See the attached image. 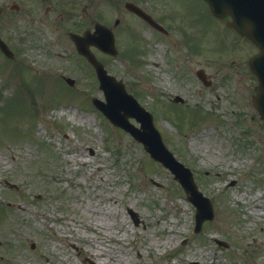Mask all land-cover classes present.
Wrapping results in <instances>:
<instances>
[{
    "label": "rangeland",
    "instance_id": "374dc122",
    "mask_svg": "<svg viewBox=\"0 0 264 264\" xmlns=\"http://www.w3.org/2000/svg\"><path fill=\"white\" fill-rule=\"evenodd\" d=\"M172 2L171 38L133 21L122 37L132 59L99 51L98 59L153 113L214 218L193 231L195 206L173 173L92 105L104 93L67 34L56 45L58 33L33 32L17 58L0 54V264H99L89 253L97 245L116 251L108 264H207L210 255L213 264H264V121L252 103V49L234 37L235 47L204 0ZM44 38L59 55L44 58Z\"/></svg>",
    "mask_w": 264,
    "mask_h": 264
},
{
    "label": "water",
    "instance_id": "95a60500",
    "mask_svg": "<svg viewBox=\"0 0 264 264\" xmlns=\"http://www.w3.org/2000/svg\"><path fill=\"white\" fill-rule=\"evenodd\" d=\"M215 13H222L224 10L230 12L236 19L234 25L243 33L252 35L257 41L261 42L263 53L255 56L252 61L253 68L257 71L260 78V88L258 94L254 97V102L264 117V0H210ZM97 35L87 34L85 37L77 38V47L80 52L86 54L91 61L96 65L98 75L102 80V87L105 89L107 99L109 102L114 101L115 93L110 89V85L114 83L113 77L107 76L106 72L102 69L100 63L95 60L92 53L89 51V43L97 44L99 47L106 49L108 52H115L112 37L104 28L97 29ZM107 35H106V34ZM124 86L120 85L118 93L123 94ZM129 99V96H127ZM131 99V98H130ZM132 101L129 106L130 110L120 116L116 110L108 103H102L95 99L96 104L117 124L124 126L142 140L146 147L151 151L153 156L162 160L174 172L180 174L179 170L183 168L181 164L173 160V157L164 147L161 137L153 126L152 115L141 107L136 101ZM112 104V103H111ZM131 104V103H130ZM133 115L142 122L144 131L137 129L129 123L127 116ZM186 190L191 199L197 206V217L202 220L211 218L213 215L211 202L208 198L204 197L198 190L194 183L190 172L187 176L181 178Z\"/></svg>",
    "mask_w": 264,
    "mask_h": 264
},
{
    "label": "flooded vegetation",
    "instance_id": "af4514ba",
    "mask_svg": "<svg viewBox=\"0 0 264 264\" xmlns=\"http://www.w3.org/2000/svg\"><path fill=\"white\" fill-rule=\"evenodd\" d=\"M129 1L150 12L159 23L165 20L162 13L155 12L157 7L149 8V0H0V37L14 56L26 44L25 37L40 28L54 26L58 32L83 34L92 29L93 22L111 21L118 12L137 17L127 7Z\"/></svg>",
    "mask_w": 264,
    "mask_h": 264
},
{
    "label": "bare ground",
    "instance_id": "6f19581e",
    "mask_svg": "<svg viewBox=\"0 0 264 264\" xmlns=\"http://www.w3.org/2000/svg\"><path fill=\"white\" fill-rule=\"evenodd\" d=\"M228 175H229V172L227 171L226 176ZM255 206H260L258 201H255ZM255 214L256 215L259 214V211L257 210V208H255ZM95 229H98L97 226H95ZM126 237H127V232H126ZM68 241H71V239H68ZM89 253L97 256L100 259L99 264H108L106 261H103L102 259H104V257H107V256L114 257L116 254V251L112 247L106 249V247H100L99 245H97V247L96 248L94 247L92 251H89ZM208 258L211 259L212 261L208 262L207 264H213V262L219 261V257H216L214 255H210L208 256ZM198 264H205V263H201V261L198 260Z\"/></svg>",
    "mask_w": 264,
    "mask_h": 264
}]
</instances>
